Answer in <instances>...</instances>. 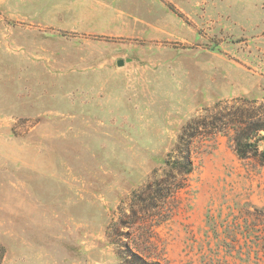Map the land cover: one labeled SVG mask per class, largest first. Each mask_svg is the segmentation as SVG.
Here are the masks:
<instances>
[{
	"label": "rangeland",
	"instance_id": "obj_1",
	"mask_svg": "<svg viewBox=\"0 0 264 264\" xmlns=\"http://www.w3.org/2000/svg\"><path fill=\"white\" fill-rule=\"evenodd\" d=\"M263 122L264 0H0V264H264Z\"/></svg>",
	"mask_w": 264,
	"mask_h": 264
},
{
	"label": "trees",
	"instance_id": "obj_2",
	"mask_svg": "<svg viewBox=\"0 0 264 264\" xmlns=\"http://www.w3.org/2000/svg\"><path fill=\"white\" fill-rule=\"evenodd\" d=\"M264 130V122L249 128L243 132H238L236 137L237 153L241 159L247 158L250 152L247 149L252 148L257 151L256 142H252L256 137V133ZM195 126L191 123L182 132L178 144L171 153L168 154L165 160V171L166 177L162 180H155L153 185L163 188L162 191H169L167 196L175 194L178 190L182 189L185 185L184 179L190 175L194 170V140L197 138ZM260 159L263 161L264 152L261 153ZM173 174L180 176V181L176 184H170L171 188L167 189L168 180L167 178L172 177ZM174 177V176H173ZM169 186V187H170ZM160 189H157L154 193L158 195ZM137 258L136 255H134ZM158 264V263H152Z\"/></svg>",
	"mask_w": 264,
	"mask_h": 264
},
{
	"label": "crops",
	"instance_id": "obj_3",
	"mask_svg": "<svg viewBox=\"0 0 264 264\" xmlns=\"http://www.w3.org/2000/svg\"><path fill=\"white\" fill-rule=\"evenodd\" d=\"M86 1L93 2V1H96V0H86ZM83 31H86V32H93V31H95V30H94V29H86V30H83Z\"/></svg>",
	"mask_w": 264,
	"mask_h": 264
},
{
	"label": "water",
	"instance_id": "obj_4",
	"mask_svg": "<svg viewBox=\"0 0 264 264\" xmlns=\"http://www.w3.org/2000/svg\"><path fill=\"white\" fill-rule=\"evenodd\" d=\"M117 65L118 66H123L124 65V61H122V60L121 61H118Z\"/></svg>",
	"mask_w": 264,
	"mask_h": 264
}]
</instances>
